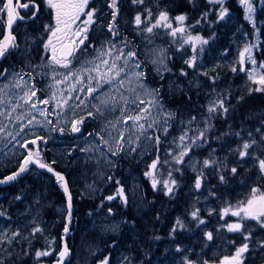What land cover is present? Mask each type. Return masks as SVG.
<instances>
[{"label":"rangeland","instance_id":"374dc122","mask_svg":"<svg viewBox=\"0 0 264 264\" xmlns=\"http://www.w3.org/2000/svg\"><path fill=\"white\" fill-rule=\"evenodd\" d=\"M39 1L43 3L45 8V11L41 12L39 16L35 15L32 5H29L27 9L20 8L23 11L21 13L23 19L28 16H32L33 19L27 24L21 22L22 25L19 29H17V26L15 27L20 41L14 47L15 55H12L14 63L11 62V65L7 67L8 72L4 82L0 80V89H2L0 91V170L17 165L25 156L23 145L27 144V148L31 147L33 152L37 148L43 150L41 152L44 159L46 157L50 159L48 155H51V160L62 166L64 171L70 169L76 173V170H78V176L74 179V189L71 194V213L69 214L67 200H57L53 189L50 187L49 177H45L40 171L39 173L35 172L34 169L32 172H28L29 170L25 172L24 175L27 174V178H32L35 182L31 184L28 182L29 178L24 179L23 187L20 182L18 190L20 191L19 194H21V190L31 191L28 197L19 198V194L16 196L13 192L12 194L7 192L5 193L7 198L0 201V210L5 209H2L1 212L3 216L0 214V244H5L6 249L0 246V252L1 255L6 252L8 261V254L11 249L8 247L10 239L7 238V235L9 229L11 230L15 226L12 220L18 219L23 230L25 227L34 226V230L45 232L46 243L44 247L36 250V254L38 252L49 254L36 255V257L45 259L53 253L55 256L60 248L58 251L56 250L55 243H58V240L53 235L52 230L57 226L56 222L58 220H66L67 224L64 229L68 228V230L67 232L63 231L61 235L65 234L66 238L68 236L73 237L71 244L75 247L70 263L83 264L82 233L77 236L76 229L73 232L69 231L70 222L76 211L80 214V207L76 205L73 199L74 194L75 197H80L77 132L71 130L77 121L74 53L72 58H69L71 63L66 68L62 64L67 61L56 64L52 60L51 51L54 40L63 42L67 32H71L69 34L72 35L73 25L71 29L57 32L56 36H52L51 31L47 29L49 26L56 27V10L48 5L47 0ZM3 4L4 0H0V5ZM68 11L71 12V9ZM7 18L3 12H0V30ZM60 27L63 28V25H60ZM49 40H51V46L46 48L45 46L48 45ZM56 57L61 59L57 54ZM32 91L36 92L35 96H32ZM29 100L31 103L28 102ZM43 100L49 102L47 104L40 103ZM33 104L35 107H33ZM41 112L44 114L41 115ZM60 129H63V131H60ZM37 137H43V140L38 141L36 145L31 144L30 141ZM33 185L35 187L40 185V188L43 189L42 193L40 188L32 191L34 190L32 189ZM7 203L10 208L16 206L10 217L7 213ZM21 217L23 219H20ZM9 219L10 221H8ZM15 232L18 235L22 234V230L19 231L18 226H16ZM59 243V247H61V242L59 241ZM16 251L15 249L11 253ZM24 256L25 254L21 253L18 257L23 259ZM15 257H17L16 254ZM46 261L45 259L42 262L47 263ZM15 263H19V261ZM0 264L7 263L0 259Z\"/></svg>","mask_w":264,"mask_h":264},{"label":"snow or ice","instance_id":"6c2138e0","mask_svg":"<svg viewBox=\"0 0 264 264\" xmlns=\"http://www.w3.org/2000/svg\"><path fill=\"white\" fill-rule=\"evenodd\" d=\"M89 0H47L48 5L51 8H54L56 10V27L52 28L51 26H49V28L47 30L51 31V35L52 36H56L57 32H64L66 29H71L72 25L74 24V22L76 20L79 19L80 15H86L87 16V21H84L82 23H89L92 21V16H93V11L92 10H88L85 11L87 5H88ZM115 2L116 0H113V7L115 6ZM134 2H140L142 3L143 0H134ZM243 3H245L247 5V11L249 12V14H251L254 11L253 5L250 2V0H242ZM29 3L32 4L33 8H36L38 10V6L35 5L34 0H29V2H25L23 4H21L19 2V0H16V4L13 5V0H7V2L3 5H0V12H3L7 17V27L10 29L11 25L13 23V12L16 8H24L27 9L29 8ZM71 9V12H69L68 10ZM226 14V10L224 12L221 13V18H223V15ZM17 17L19 19H23V17H19L18 13H17ZM249 19H251V15H249L248 17ZM168 16L167 13H160L159 19L157 20V24L160 23V21H167ZM177 20L179 21H184L185 17L184 16H179L176 17ZM135 22L137 24L142 23L141 21V17L138 15L135 18ZM60 25H63V28L60 27ZM156 25H153L152 27H148L146 28V31L148 32H152L153 27H155ZM168 27H171L170 25H168ZM176 31H183V29H176L173 30V35H175ZM86 32V29H85ZM73 36H77L80 37L81 36V32L79 30L73 31L72 32ZM70 39V38H69ZM84 39H87L86 34L83 35V37L81 39H79V43L83 44ZM195 39L200 40V37H195ZM15 40V37L11 35V32L9 31L7 35H5L2 39H0V57H3L4 54L7 52V50L9 49V47H15L16 45L13 43ZM203 43H207V41H202ZM77 43V41L75 40H71L70 44H66L64 45V51L61 53V59H57L56 57V52L57 49L53 46L51 47V51H52V60L56 63V64H62V61H67L66 63H63L62 66L63 67H68L69 64L71 63L70 61V57L73 56V53L76 51L74 45ZM51 46V40H49L48 45H46L45 47L48 48ZM249 51L248 48H245V52ZM129 57L135 56L134 52H129L128 53ZM103 63L107 64V61H103ZM189 66H192V61H189ZM254 63V61H253ZM136 67H139V65L137 64ZM98 68L99 66H95L92 69H90L89 71H97L98 72ZM112 68H116V65L113 64ZM111 71V69H109ZM122 71V69L117 70L115 72V76L118 77L120 75V72ZM134 75L137 76V78H139L140 76H142V73H135ZM92 77L89 76V79H91ZM67 79V77H66ZM106 82H111V79H109ZM119 83L121 85L124 84V80H120ZM259 83L264 84V78H262ZM141 87H143V85H141ZM259 90V89H258ZM0 91H2V89H0ZM94 91L93 89L89 88V92ZM132 91H135V89H132ZM36 92L32 91V96H35ZM21 99H23V97H21ZM29 103H31V101H28ZM49 101L48 100H43L40 101V103L43 104H47ZM154 101H149L147 102L148 104H152ZM102 103H107L106 101H102ZM125 103H127V101L125 100ZM133 103H135V101H133ZM140 103H145L144 101H140ZM33 107H35V105L33 104ZM14 110V109H13ZM97 112H100V109L97 108L96 109ZM142 111H148V108H144L142 109ZM209 111H213V109H209ZM44 113L41 112V115H43ZM102 114V113H101ZM89 115H92V113H89ZM142 117L140 115H136V116H130L128 117V119H131L133 121H139ZM29 123H31V121H29ZM81 123V121H76V123L72 126V131L74 132H79L80 128L76 126V124ZM142 127V125L140 126ZM60 131H63V129H60ZM186 135V134H185ZM202 135V134H201ZM101 139H103V137H101ZM185 139V136H181L180 140L183 141ZM43 140V137H37L36 139H33L30 141L31 144L36 145L38 141ZM105 143H107L105 141ZM194 143V141H193ZM255 143V142H253ZM25 148H27V144L23 145ZM251 145L248 143L243 144L242 146V150L240 151V155L243 157L245 155H247V149L250 148ZM122 150V149H121ZM185 153H181V155H184ZM40 157V153H39V148H37L35 150V153L33 151H29L27 156L24 159L23 165L20 167L19 172L15 173L13 176H9L7 177L8 180L14 179L15 176H18L21 172H24L26 170V166L30 165V164H37L40 168H45L47 169L49 172H53L54 169L47 163H43L41 162ZM177 162H182L179 159L177 160ZM209 161L205 160L204 164L205 166L209 165ZM259 166L261 168L262 171H264V160H260L259 161ZM156 167V164L154 163L152 165V168L154 169ZM233 172L236 171L235 168L232 169ZM55 175L57 176V178L60 181H64L63 176L60 175V173H55ZM147 175H152L151 172L147 173ZM221 180H223V177H221ZM2 182V181H0ZM173 184H175V181H172ZM153 187H155V181L153 182ZM196 187L199 188L200 187V180L198 179L196 182ZM64 190L67 191V184L66 182H64ZM169 192H171V188L168 189ZM257 193H259V195H257ZM108 199H112V197H109ZM71 197L69 196V208L71 207V203H70ZM240 204L242 205L237 211L232 212V215L234 216H241V213H243V218H247V217H251L253 219H260L261 217H264V192H260L259 189L254 188L252 190V195L251 198L248 199L247 201H241ZM255 209V210H254ZM228 209L225 210V213H227ZM193 217L196 216V213L194 212ZM177 223L179 224L180 222L177 221ZM201 223H203V221H201ZM227 228L229 231H240L243 228L242 223H233V224H228ZM65 231L67 232V228L65 229ZM207 238L209 240L212 239V233H207ZM247 250V245L242 246L241 248H239L236 252V255L234 257H226L225 260L226 261H237V258L240 257V255ZM68 253V249L65 246V248L60 252V257H61V264H62V260L63 257H65ZM49 253L47 252H38L36 255L37 256H41V255H48ZM102 264H108L107 260L103 261ZM186 264H193L192 261H186ZM239 264V262H238Z\"/></svg>","mask_w":264,"mask_h":264},{"label":"trees","instance_id":"16d2710c","mask_svg":"<svg viewBox=\"0 0 264 264\" xmlns=\"http://www.w3.org/2000/svg\"><path fill=\"white\" fill-rule=\"evenodd\" d=\"M34 1H36L37 4H39V5L42 3L39 0H34ZM43 11H45V8L44 7H43ZM29 22H31V21H29ZM4 27L5 26L3 25L2 29L0 30V32H1L0 33V39H1V36L3 35ZM16 36H17V34H16ZM13 55H15V51H14V54ZM12 57L13 56L11 55V57H10L11 62H13L12 61ZM48 156L50 157V159H48V157H46V159H44L41 156L40 157L41 161L44 162V163H48L49 165H51L56 170H60V171L64 172L65 176L67 177L68 188H70V191H71V194H72L73 189H74L73 186H74V183H75L74 182V179L78 176V174H77L78 173V170H76V173L72 172V170H70V169L67 170V171H64V168L62 166L58 165L53 160H51V155H48ZM17 165L12 166L11 168L7 169L6 171L12 170V169L13 170L17 169L18 166H19V165L18 166ZM28 168H30V166H27L26 167V170H25L26 172L28 171ZM1 170H3V169H1ZM40 172L45 177H49V180L51 181L50 182V187H51V189H53V193H54L55 197L57 198V200L65 201V198H66L65 197V193L63 191V188L62 187L60 188L61 181L60 180L59 181L58 180L56 181V177H53L52 175H50L48 173L46 174L43 171H40ZM24 174H23L22 177H20L19 179L16 180V181L21 182V186L22 187L24 185V181L23 180L29 178V177L27 178V174L26 175H24ZM74 175H76V176L74 177ZM28 182L31 183V184H34L35 181L32 178H29ZM15 183L16 182L14 181V182H12V184H9L7 186H0V187L3 188V191L5 193H7V192H13V193H15V191H17L15 193V195L17 196L19 194V192H20L18 190V187L20 185L17 186V188L15 189V188H13V187H16L15 186ZM38 188H40V185H38L37 187H35L33 185L32 189H34V190H32V191L39 190ZM40 191L42 193V191H43L42 187L40 188ZM40 191H38V192H40ZM30 192L31 191H26V190L22 191L21 190V194H19L18 196H19V198L20 197L22 198L24 196H25V198H27L28 195L30 194ZM73 196H74L73 197L74 202L76 203V205H78V207H80V199H79L80 197L79 198L75 197L76 196L75 194ZM5 198H7V195H5ZM7 204H6V206L8 208L7 209V213L9 214V217H10L12 215V210L14 208H16V206H12V208H10V205L9 204L7 205ZM2 209H4V208H2ZM16 215L18 216V214H16ZM20 219H23V217H21ZM8 221H10V219ZM12 221H14V225L15 226H14L13 229H11V230L9 229V233L7 235V238L10 239V243L8 244V247H9V249H11V251H13L15 249L17 251L15 253L14 252L11 253V251H10V253L8 254L9 255L8 256V259H9L8 261H7V258H6V256H7L6 252L3 253L2 255L0 254L1 261L5 262L7 264H10V263L11 264H14L16 261H19V263H15V264H37V263H39V261H41V260L43 261L45 259L47 260L46 261L47 263H51V262H53L55 260V256L53 255L54 253L52 255H50V257L45 258V259L43 257L42 258H40V257L37 258L36 257V250L38 248L44 247V245L46 243L45 232H43L41 230H34L33 229L34 226H31L30 228H26L25 227V229L23 230L20 227L22 224L19 223V220L18 219H13ZM56 223H57V226L53 228L52 233H53V235L58 240V243H55L56 250L58 251L59 248L61 249V247H59V245H60L59 241L61 242V238L60 237L62 236L61 233L63 232L64 227H65V225L67 223H66V220H58V222H56ZM70 223L71 224H70V230L69 231H72L73 232L76 229L75 230L76 235L79 236L80 235L79 233H81V210H80V214H78L77 211H76V213L73 216V219H72V221ZM16 226H18L19 231L22 230V234L21 235L16 234V232H15ZM44 237H45V239H44ZM67 238H68V240H67ZM67 238H66L67 246L70 248L71 252H70L69 257H68L69 259L65 262V264H71L70 263V260L72 259L71 257L73 256V252L75 251V247L72 246V244H71V241L73 240V237L68 236ZM0 246L5 249V244H0ZM21 253L25 254V256H24L23 259H21V258L18 257ZM15 254H16L17 257H15Z\"/></svg>","mask_w":264,"mask_h":264},{"label":"flooded vegetation","instance_id":"af4514ba","mask_svg":"<svg viewBox=\"0 0 264 264\" xmlns=\"http://www.w3.org/2000/svg\"><path fill=\"white\" fill-rule=\"evenodd\" d=\"M28 0H19V2H21V3H25V2H27ZM15 4H16V0H14L13 1ZM4 4H5V0H4ZM43 3H41L40 5L38 4V10L36 9V8H34V11H35V15H37V16H39L40 15V13L43 11ZM41 8V9H40ZM15 11H16V13H18V16L19 17H23V15L21 14L23 11L20 9V8H16L15 9ZM24 18V17H23ZM19 19V18H18ZM31 19H33V17L32 16H28V17H25V19H19L18 20V23H17V29H19L20 27H21V22L23 23V24H27L29 21H31ZM17 29L15 28V30H14V33H13V36L15 37V40H14V44H15V42H16V46H17V42L18 41H20L19 40V37H17L16 36V34H17ZM69 33H71V32H67L66 34H65V37H64V40H63V42H60L59 40H54L53 42V46L57 49V52H56V54L58 55V52L60 51V48H61V45L62 44H64V42H70L71 40H73V38H72V35H70ZM17 37V38H16ZM70 38V39H69ZM14 51H15V49H14V47H9V49L7 50V52L4 54V56L3 57H0V80H3V82H4V80H5V77L7 76V67L8 66H10L11 65V60H10V57H11V55H13L14 54ZM59 58V57H58ZM72 58V57H71ZM36 149V148H35ZM27 150H29V151H31V147L30 148H25L24 147V152L26 153L27 152ZM41 151H43V150H40L39 149V153L41 152ZM34 153H35V151H34ZM44 157V155L42 154V152L40 153V157ZM39 157V158H40ZM49 161V160H48ZM50 162V161H49ZM19 164V163H18ZM18 166V165H17ZM16 166V167H17ZM34 169V171L35 172H37V173H39V170L38 169H36V168H34L33 166H31L30 168H28V172H32V170ZM36 169V170H35ZM7 169H3V170H0V177H2V176H4V175H6V174H10L12 171H13V169L12 170H8V171H6ZM60 171V170H59ZM62 172V171H61ZM64 173V172H63ZM57 181V180H56ZM16 183H15V186L16 187H13V188H17V186H19V181H15ZM11 186V185H10ZM14 186V185H13ZM0 201H2L3 199H5V192L3 191V188H1L0 187ZM17 191H15V193H16ZM10 193H12V192H10ZM0 206H1V203H0ZM2 212V209L0 210V214H2L1 213ZM2 216H3V214H2ZM0 254H1V252H0ZM50 264V263H49Z\"/></svg>","mask_w":264,"mask_h":264},{"label":"water","instance_id":"95a60500","mask_svg":"<svg viewBox=\"0 0 264 264\" xmlns=\"http://www.w3.org/2000/svg\"><path fill=\"white\" fill-rule=\"evenodd\" d=\"M13 1H14V0H13ZM6 2H7V0H5V3H6ZM27 2H29V1H27ZM34 3H35V5L37 6V2L34 1ZM13 5H15L14 2H13ZM29 5H32V4L29 3ZM21 9H24V8H21ZM7 19H8V18H7ZM17 20H18L17 13H16V11L14 10V12H13V23H12V25H11V28L9 29V28L7 27V21H6V22H5V30H4V34H3V36L1 37V39H2L5 35H7L9 31L11 32V35L13 36V29L15 28V25L17 24ZM66 44H70V42H64V44L61 45L60 51L58 52V56H59V57H61V53L65 50L63 46L66 45ZM28 152H29V150H27L26 156H27ZM26 156H25V157H26ZM25 157L22 159V162L19 164V166H18L17 169L13 170L10 174H7V175H4V176L0 177V181H2V182H0V186H7V185H9V184H12V182L16 181L17 179H19L20 177L23 176V174H24L26 171L21 172L18 176H15L14 179H11V180H8V179H7V177H9V176H13L15 173L19 172L20 167L23 165V162H24ZM41 162H42V161H41ZM43 163H44V162H43ZM47 164H48V163H47ZM27 166H34V167H36L39 171H43V172H45L46 174L48 173V174L52 175L53 177H56V180H58V181H59V179L57 178V176L55 175V173H60V175L63 176L64 181H63V182L61 181V187L63 188V191H64V193H65V197H66L65 199L67 200V203H68L67 208H68V210L70 211V212H69V214H70V213H71V208H69V196L71 197V191H70V188H68L67 177L65 176V174H64L63 172L59 171V170H56V169L53 168L51 165H50V166L54 169L53 172H49V171H48L47 169H45V168H40L37 164H30V165H27ZM27 166H26V167H27ZM64 182H66V184H67V191L64 190ZM70 203H72V200H70ZM65 229H66V228H65ZM65 229H64L63 231H65ZM67 230H68V228H67ZM61 239H62V240H61V249H60L59 252L55 255V260H54L51 264H61V257H60L59 254H60V252L65 248V246H66L67 249H68V253H67V255H66L65 257H63L62 264H65V262L69 259L68 257H69V254H70L71 250H70V248L67 246L66 235L63 234V236L61 237ZM37 264H48V263H44V262L41 263V262H39V263H37Z\"/></svg>","mask_w":264,"mask_h":264}]
</instances>
